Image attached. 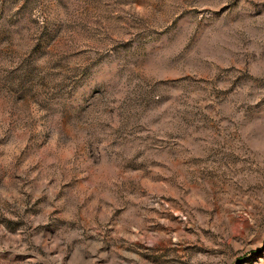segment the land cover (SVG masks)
Segmentation results:
<instances>
[{"label":"rangeland","instance_id":"374dc122","mask_svg":"<svg viewBox=\"0 0 264 264\" xmlns=\"http://www.w3.org/2000/svg\"><path fill=\"white\" fill-rule=\"evenodd\" d=\"M0 264H264V0H0Z\"/></svg>","mask_w":264,"mask_h":264}]
</instances>
